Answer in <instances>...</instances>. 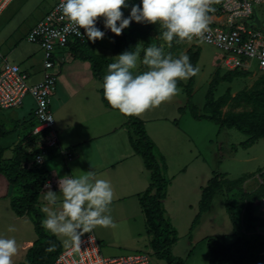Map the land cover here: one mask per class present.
Wrapping results in <instances>:
<instances>
[{
  "label": "rangeland",
  "instance_id": "rangeland-1",
  "mask_svg": "<svg viewBox=\"0 0 264 264\" xmlns=\"http://www.w3.org/2000/svg\"><path fill=\"white\" fill-rule=\"evenodd\" d=\"M52 1L54 0H47V4ZM223 1L225 0H215V5L219 6ZM130 2L135 3L131 0ZM40 3V0H15L0 18V50L11 62L19 64L23 70L27 71L30 84L40 81L44 76V52L39 44L28 40V33L32 29L35 16L47 6L45 4L40 9ZM122 10L127 16L130 7ZM257 10L264 21V4L258 5ZM161 31L162 29L158 26L147 24V34L142 32L137 38V42L134 43V47L139 44L141 48L140 59L135 69L138 70L136 71L137 74L147 70V66L142 63L143 49L150 44L161 46L166 54L171 53L173 56L188 55L189 49L199 54L198 60L194 64L199 68V72L194 76L192 85L189 86L191 78L178 81V93L169 101L162 102L160 106L153 108L159 115L170 118L168 124L162 123L163 126L159 129L160 132L169 134V137H165L163 141L158 139L168 155L170 169L168 171L167 168V176L171 178L169 176L171 173H176L179 167L183 166L182 168H184L185 164L187 165L184 172L182 169L176 173L179 174L175 179L176 182L170 181L173 185H178L181 190L187 189L188 193L194 191L191 196L197 187L202 186L201 195L196 190L195 198L190 196L191 198L185 200V204L175 202L171 209L169 207L172 216L169 218L172 224L174 223L173 226L177 230L178 238V241L170 246V251L174 257L183 259L184 264H211L212 247L209 241L213 240L212 245L214 246L216 243L228 246L238 243L239 237L242 235L244 220L240 217L242 208L239 200L243 199L247 193L255 192L263 184L264 138H260L252 146L243 147L241 143L248 139L244 132L237 128H220L211 120L196 119L192 116L189 99H191V104L196 107L198 114H205L206 96L216 71L224 75L230 69L224 65L223 51L215 45L194 38L192 41L185 40L180 43L173 41L169 46V43L161 38ZM126 36L127 38L132 36L131 28H128ZM113 49L119 50L113 35H107L103 40H98L95 48L96 51L108 56H114L113 53H110ZM16 54H19L20 60L15 59ZM59 62L57 60V66H59ZM246 63L250 65L249 68L241 67L237 70L246 72L247 75L239 76L232 82L222 81L215 89V99H219L230 89L232 97L223 108L226 114L232 111L240 112L251 109L246 98H243L244 93L248 94L258 87L264 72L258 68V63L255 60L251 62L248 60ZM67 65L66 62L65 68ZM103 71L101 76L104 77L107 71L105 69ZM102 85L103 78L102 81H98V87L103 88ZM236 95H242V98L240 100L233 98ZM96 98L101 103V94H96ZM34 106V99L31 94H28L20 108H12L8 113H12V118L15 120L23 119L24 116L28 118V114L22 115V112L23 110L24 112L30 111ZM52 109H54L53 105ZM34 122L33 119L30 123L28 121L23 123L24 126L19 128L20 132L23 133L24 130L31 129ZM11 123L13 124L11 125ZM11 123L9 122L5 126L10 134L13 133L17 122ZM172 134H181L175 143H173L172 137L174 136ZM157 147L162 153L160 147L158 145ZM34 150L35 148L30 147L27 152L31 154ZM13 153L11 148L7 151L3 159L5 164L9 162V157ZM46 163L48 165V161ZM219 173L225 174V179L228 180H236L243 176L247 179L241 186L233 188L224 183L204 212H201L200 206L197 209L196 207H189L191 202L194 203L198 200L201 202L202 188L213 175ZM22 192L21 187L20 189L15 188L7 177L0 173V236L14 238L17 242L18 253L13 257V264L27 261V250L33 242L30 240H35L38 237L35 222L30 216L27 217L28 219L15 217L17 214L12 207V200L14 197L20 196ZM228 197L232 199L233 217L235 219H232L226 210L225 204ZM197 215H199V219H197ZM253 215L256 218L254 224L257 232L264 234V204L261 201L255 203ZM44 218L42 217V219ZM9 225L14 226L15 231H7ZM245 227H247L246 221ZM146 252L150 254L152 264H169L164 257L157 255L155 251L148 249ZM227 264L238 263L230 261Z\"/></svg>",
  "mask_w": 264,
  "mask_h": 264
},
{
  "label": "crops",
  "instance_id": "crops-1",
  "mask_svg": "<svg viewBox=\"0 0 264 264\" xmlns=\"http://www.w3.org/2000/svg\"><path fill=\"white\" fill-rule=\"evenodd\" d=\"M14 1L9 0L1 9L0 18ZM40 1L41 9L47 4V0ZM58 1L60 0L48 3L41 10V13H37L32 22V27L42 20ZM131 1L135 2L134 0ZM135 4L137 3L135 2ZM29 15L32 14L29 13ZM100 21L103 22L102 19ZM73 42L67 48L58 50L55 55L56 61L60 62L59 66L57 64L55 66V72L58 75L55 93H53L51 98V109L53 105L54 109L52 111L55 117V127L59 135V146L50 149L46 157V161H48V165L47 163L46 165L50 171L49 179L56 182L65 175H80L83 172L94 170L98 178L109 180L114 190V200L110 205V214L117 227L112 229L98 226L87 233H83L80 236V240L90 233L94 234L100 243L102 254L106 257H116L147 251L148 249L154 252L153 236L148 231L147 219L141 201L142 196L149 187L150 176L143 158L134 149L132 142L133 130L128 125L126 115L105 105L101 88L98 87V81H101V79L95 76L91 61L75 56L76 52L88 49L94 54L114 60L122 52L118 49H113L110 53H113L114 56H108L95 50L97 41L93 44L86 38L83 40L85 46H77ZM66 49L68 50L67 52ZM15 59L20 60L19 54H16ZM66 62L68 63L67 68H65ZM136 71L138 70H135L134 74H137ZM25 72L27 73V71ZM96 94H101V103L96 98ZM34 107L27 112H24V110L23 112L19 111L22 112V115L27 113L28 118L24 116L23 119L17 120L12 118V113H8L12 108L0 109V145L5 148L3 157L10 148L14 152L11 157H14L15 147L21 146L23 151H28L30 147L34 146L35 141L31 134V129L37 121L34 116ZM136 117L142 120L148 135L162 150L168 166L167 152H165L158 139L163 141L165 137H169V134H164L159 129L162 128V123L169 122L170 118L159 115L153 108ZM33 119L35 122L31 129H28V131L24 130L21 133L19 128H22L25 122L28 121L30 123ZM15 121L19 123H16L13 133L10 134L9 130L5 129V126L9 122ZM153 131L155 132L154 134ZM172 135L174 136L172 137L173 143H175L181 134ZM61 149H71L74 153L73 158L68 160L60 153ZM182 167H179L176 171L179 172L183 169L182 172H184L187 165L185 164V167ZM169 169L168 166V171ZM176 173L169 175L171 177L170 180L175 181L177 175H179ZM201 187L196 189L200 195ZM51 189L58 191V186L55 185ZM196 190L191 196L194 191L188 193L187 189L181 190L178 185H173L171 182L167 196L164 199L168 216L172 217L169 207L171 209L173 203L181 202V204H185V200L188 198L196 197ZM46 191L47 189L44 186L39 196L38 206L40 209L47 204L44 200ZM198 206H200V200L194 203L191 202L189 207H196L197 209ZM52 207L58 209L60 207L59 201ZM176 211L178 212V210ZM15 217L27 218L29 216L16 215ZM58 239L61 242L63 251L77 243L62 236L58 237ZM35 240L30 241L34 242ZM33 242H31V245Z\"/></svg>",
  "mask_w": 264,
  "mask_h": 264
},
{
  "label": "clouds",
  "instance_id": "clouds-1",
  "mask_svg": "<svg viewBox=\"0 0 264 264\" xmlns=\"http://www.w3.org/2000/svg\"><path fill=\"white\" fill-rule=\"evenodd\" d=\"M60 9L69 20L65 32L86 37L91 43L103 40L106 33L98 26L102 19L105 29L116 36L136 23H148L162 29L161 38L169 43L192 41L207 31L211 0H60ZM130 7L127 16L122 9ZM83 29V32L81 31ZM141 48L126 50L108 64L103 77V96L109 105L126 116H139L169 101L178 93V81L198 74L199 68L186 54L173 56L161 46L150 44L143 49V65L147 70L134 74ZM58 191L45 185L47 191L41 208L45 218L41 226L52 235L79 242L80 236L96 227H117L110 214L114 190L109 180L98 178L94 170L80 175H65L57 181ZM59 201L60 207L55 209ZM7 231H15L9 225ZM54 245L47 250L52 251ZM18 253L14 238L0 236V264H13Z\"/></svg>",
  "mask_w": 264,
  "mask_h": 264
},
{
  "label": "trees",
  "instance_id": "trees-1",
  "mask_svg": "<svg viewBox=\"0 0 264 264\" xmlns=\"http://www.w3.org/2000/svg\"><path fill=\"white\" fill-rule=\"evenodd\" d=\"M134 1L139 4V0ZM147 24L133 21L128 27L131 28L132 36L128 38L126 36L128 28L120 36H116L113 33L110 35H113L115 44L118 45L121 52L126 50L134 51V43L137 42V38L140 37L142 32L147 34ZM139 30L140 32H138ZM73 43L77 46H85L83 40L76 39ZM188 55L190 62L194 65L198 60V52H193L192 49H189ZM75 56L91 61L94 74L101 81L103 78L101 76V73L104 72L103 69L107 71L108 64L114 62L113 59L94 54L88 49L76 52ZM243 75H247V73L237 69L230 70L224 75L216 71L210 82V89L206 96V113L202 115L198 114L196 107L191 104V99H189V106L192 116L196 119H208L218 124L220 128H237L247 134L248 139L242 142L241 145L243 147H249L255 144L260 138H264V75L261 77L258 87L248 94L244 93L243 98L245 97L248 104L251 105L250 110L240 112L232 111L228 114L224 113L223 108L232 97L230 89L219 99H215L214 97L215 89L220 82H232L235 78ZM193 80L194 77H191L189 86L192 85ZM101 93L105 105L110 109H114L104 98L103 88H101ZM233 98L240 100L242 95H236ZM126 117L128 118V125L133 130L132 142L134 149L141 155L149 171L150 184L146 193L142 196L141 201L147 219L148 231L153 236V247L156 254L164 257L169 264H184L183 259L174 257L170 251V246L174 245L178 241V238L177 230L173 226L164 204V199L167 196L171 182L167 176L168 167L166 159L148 135L142 120L136 116ZM33 140L35 141V138ZM14 150V157L9 158V162L5 164L3 162L5 148L0 145V173L4 174L14 187L18 189L20 187L22 188V194L13 198L12 207L18 216L28 215L34 220L38 235L27 252V261L18 264H57L58 256L63 251V248L57 236L52 235L41 226L44 215L38 206L39 196L45 183L50 178V171L47 168L46 162L38 164L35 161L34 158L38 149H35L31 154L23 151L21 146L15 147ZM246 179L247 177L243 176L236 180H228L225 179V174L223 173L213 175L202 188L201 212L206 211L210 206L224 183L233 188L241 186ZM263 198L264 177L263 184L258 190L247 193L243 199L239 198L242 208L240 217L244 220V225L238 243L228 246L216 243V246H214L212 245L214 241H209L212 247L211 264H227L230 261L238 264H264V234L257 232L256 225L254 224L256 218L253 215L255 203L261 201ZM231 200L230 197L226 199V210L230 214V217L235 219L233 217L234 208ZM198 216L197 219L200 218ZM245 221L247 227H245ZM52 245L55 246L54 249L48 251L47 249Z\"/></svg>",
  "mask_w": 264,
  "mask_h": 264
},
{
  "label": "built area",
  "instance_id": "built-area-1",
  "mask_svg": "<svg viewBox=\"0 0 264 264\" xmlns=\"http://www.w3.org/2000/svg\"><path fill=\"white\" fill-rule=\"evenodd\" d=\"M9 0H0V11ZM60 1L40 20L28 33V40L41 46L44 52V77L41 81L30 84L28 74L17 63L11 62L0 50V109L19 107L24 99L31 94L34 101V116L36 124L31 129L35 138L33 148L38 149L35 161L38 164L46 162L48 151L59 146V135L55 127V117L51 109V98L57 85V64L55 55L58 50L65 49L71 41L84 40L86 37L73 32H65L69 20L59 7ZM264 0H225L219 6L211 0L208 29L200 39L215 45L223 51V62L230 70L249 68L246 61L255 60L258 68L264 72V21L257 8ZM256 12L263 22L261 27L256 24L249 27L243 20L254 19ZM97 26L110 35L111 31L99 21ZM83 32V29H81ZM68 160L74 153L71 149H61ZM58 181V180H57ZM50 179L45 185H57ZM44 185V186H45ZM260 202V201H259ZM264 204V198L261 200ZM57 264H152L151 256L146 251L129 253L116 257H106L101 252V246L92 233L85 236L72 247L62 251Z\"/></svg>",
  "mask_w": 264,
  "mask_h": 264
},
{
  "label": "water",
  "instance_id": "water-1",
  "mask_svg": "<svg viewBox=\"0 0 264 264\" xmlns=\"http://www.w3.org/2000/svg\"><path fill=\"white\" fill-rule=\"evenodd\" d=\"M245 23H247V25L249 27H251L252 25L256 24L258 27H261L263 25V22L261 21V19L259 18L256 9H255V14H254V19L247 21V20H243Z\"/></svg>",
  "mask_w": 264,
  "mask_h": 264
}]
</instances>
